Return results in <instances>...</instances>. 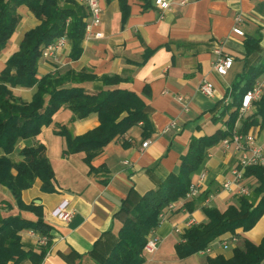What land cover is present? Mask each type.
Instances as JSON below:
<instances>
[{"label": "crops", "instance_id": "obj_1", "mask_svg": "<svg viewBox=\"0 0 264 264\" xmlns=\"http://www.w3.org/2000/svg\"><path fill=\"white\" fill-rule=\"evenodd\" d=\"M168 1L169 8L161 11L154 0H98L101 38L83 39L82 53L76 60L69 57V41L54 59H38V76L88 69L97 78L81 84L87 88L101 87L103 75L119 76L123 81L103 88L119 87L135 92L145 102L152 126L147 137H143L142 128L137 124L108 142L90 161L98 172L90 173L85 153L66 154L64 139L55 131L57 125L65 124L73 135L83 134L98 125L96 114L76 120H71L72 112L67 108L54 114L52 122L36 138L44 144L53 169L54 190L42 191V183L36 178L21 192L25 204L40 206L44 221L51 227L50 248L39 264H97L122 225L118 213L130 190L144 194L169 173L178 172L180 157L186 154L192 137L226 130L223 98L250 67L264 65V0ZM181 1L185 2L182 4ZM18 13L20 19L16 30L0 51V71L16 51L24 32L38 24L26 6H20ZM237 15L242 17L239 27L243 35L232 32ZM247 38H255L257 45L247 48ZM217 44L233 59L224 75L217 74L212 68L213 47ZM202 79L212 84L211 96L198 91ZM12 92L29 101L34 87H14ZM179 96L185 97L187 111L177 100ZM255 112L253 103L243 117ZM239 121H236V127ZM248 130L256 135L264 149V126L255 125ZM146 139L149 144L142 149L141 143ZM33 142L21 140L18 148ZM236 157L233 148L224 149L218 141L206 149L199 167L190 174V183L197 182L200 174H204L201 192L207 191L210 195L208 204L220 211L236 204V186L230 191L222 187L231 177L230 168ZM244 182L250 190L258 185L253 175L245 176ZM185 200L174 202V208L165 211L164 219L152 232L159 238L158 248L152 254L143 252L144 264H207L208 258L230 256L233 247L242 246L244 239L259 243L264 236L263 212L251 229L245 232L238 229V237L226 247L220 242L230 236L228 233L210 242L207 251L178 258L174 246L181 240L187 224L205 221L201 211L204 202H197L188 211L180 208ZM62 201H65L64 208L71 212L68 220L52 214ZM18 212L28 219L35 218L32 212L19 211L9 191L0 186V218ZM19 234L27 248L36 249L37 233L22 230ZM21 264L34 263L25 260Z\"/></svg>", "mask_w": 264, "mask_h": 264}, {"label": "trees", "instance_id": "obj_2", "mask_svg": "<svg viewBox=\"0 0 264 264\" xmlns=\"http://www.w3.org/2000/svg\"><path fill=\"white\" fill-rule=\"evenodd\" d=\"M22 5L33 14L38 24L24 32L16 51L0 71V186L9 191L19 211L32 212L35 218L28 219L20 212L0 218V264H21L25 260L39 264L50 248V225L44 221L40 206L27 205L22 201L21 192L29 188L36 178L42 183V191L54 190L53 169L44 144L36 138L52 122L59 109H69L71 120L84 119L92 113L97 116L98 125L83 134L73 135L65 124L57 125L55 131L64 139L66 154L85 153L90 173L98 172L90 161L101 153L108 142L124 135L137 124L142 128L143 137H147L152 130L146 104L140 96L126 88H103L123 81L117 75L101 76L102 86L98 88L81 85L97 78L88 69L37 75V62L42 49L59 36L65 35L70 43V59L76 60L81 55L87 10L76 0H0V51L16 30L20 19L18 8ZM256 45L255 38L245 41L247 48ZM263 71V64L250 67L226 94L229 96V101L223 105V112L227 114L226 130L192 137L186 154L180 157L178 172L169 173L155 188L144 194L130 190L118 213L122 225L97 264L144 262L143 246L147 236L161 222L159 213L164 212L169 204L185 198L191 184L190 174L199 167L206 149L231 133L243 94ZM14 87H34L31 99L24 101L15 96L12 92ZM254 104L256 112L241 118L239 131L246 132L255 125L264 126V96ZM29 139L34 142L18 148L21 140ZM250 175L257 178L258 185L247 196L237 195L236 204H230L222 211L210 204L201 205L205 221L190 224L183 231L181 240L174 246L178 258L204 250L223 234L237 238L238 229L245 232L255 225L264 212V168L249 166L244 176ZM207 195L206 191L186 199L180 208L191 211ZM22 230H32L39 236H45L47 241L38 244L36 249L27 248L21 242L19 233ZM207 264H264V236L259 243L244 239L242 246L233 247L230 256L208 258Z\"/></svg>", "mask_w": 264, "mask_h": 264}, {"label": "built area", "instance_id": "obj_3", "mask_svg": "<svg viewBox=\"0 0 264 264\" xmlns=\"http://www.w3.org/2000/svg\"><path fill=\"white\" fill-rule=\"evenodd\" d=\"M81 5L85 6L87 10V17L85 18V27H84V40L97 39L103 36V33L98 30V26L101 21V7L98 0H78ZM185 1H181L183 4ZM154 3L161 11L166 10L170 6L168 0H154ZM242 20L240 15H237L234 19L235 25L232 28V32L236 35H243V31L240 29L239 25ZM67 37L65 35L59 36L51 43L47 44L41 52V57L44 59H54L56 55L65 47L67 44ZM213 52L215 58L212 63L213 70L219 74L224 75L227 70L231 67L233 59L229 55L222 52L219 44L213 47ZM198 91L204 95L211 96L213 94V86L210 82L205 79H202L197 87ZM264 96V71L259 75L252 87L248 89L242 96L241 105L238 109V118L237 121L244 116V114L252 107L253 103L259 100ZM177 100L182 104L184 111L188 110V105L185 97L179 96ZM229 101V96L223 98V103L226 104ZM221 146L226 148H233L236 154V161L234 165L230 168L231 177L226 179L222 187L224 190L230 191L233 186H236V195H249L251 193L250 187L244 182V171L249 166H261L264 168V149L262 145L257 141L256 135L247 130L246 132H241L238 130V127H234L229 135L222 138L220 141ZM149 144V140H143L141 143V148L144 149ZM126 163V161H124ZM204 180V174H200L197 182L191 183L188 191L185 194L184 199L195 198L201 193V187ZM210 195L203 200L204 204H208V198ZM65 201H62L57 205L53 210L52 214L59 217L62 220H68L71 216V212L64 208ZM174 208V203L169 204L166 207V210ZM165 210V211H166ZM165 211L159 213V218L162 221L165 217ZM193 221H190L187 225L193 224ZM176 232H180L179 228H175ZM235 236L230 235L228 238L221 240V244L226 247L227 244L231 241H234ZM46 241L45 236L37 237L38 244H44ZM159 245V238L149 234L146 238V242L143 246V252L152 254L154 253ZM208 246L201 250L207 251ZM144 264V262L142 263Z\"/></svg>", "mask_w": 264, "mask_h": 264}, {"label": "water", "instance_id": "obj_4", "mask_svg": "<svg viewBox=\"0 0 264 264\" xmlns=\"http://www.w3.org/2000/svg\"><path fill=\"white\" fill-rule=\"evenodd\" d=\"M36 202H38V200H35Z\"/></svg>", "mask_w": 264, "mask_h": 264}, {"label": "rangeland", "instance_id": "obj_5", "mask_svg": "<svg viewBox=\"0 0 264 264\" xmlns=\"http://www.w3.org/2000/svg\"><path fill=\"white\" fill-rule=\"evenodd\" d=\"M242 118V117H241ZM151 256V255H150Z\"/></svg>", "mask_w": 264, "mask_h": 264}]
</instances>
